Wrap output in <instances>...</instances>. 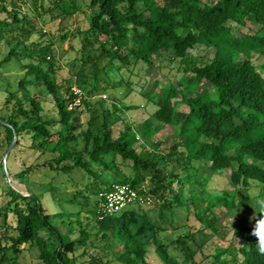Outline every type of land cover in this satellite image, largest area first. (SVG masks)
<instances>
[{
  "label": "trees",
  "instance_id": "1",
  "mask_svg": "<svg viewBox=\"0 0 264 264\" xmlns=\"http://www.w3.org/2000/svg\"><path fill=\"white\" fill-rule=\"evenodd\" d=\"M30 1L41 17L51 9L49 3L55 7L59 2ZM14 3L0 0V68L15 73L4 76L0 72L6 111L0 115L4 143L8 147L16 136L13 151L29 135L33 152L51 155L43 163L49 177L77 170L101 179L92 164L104 170L115 166L111 180L96 188L93 185L95 194L108 191L113 184H128L143 198L149 197L150 203L156 198V206L143 210L141 206L147 204L138 202L110 214L87 211L85 222L81 211L54 213L55 221L37 194L24 195L13 182L16 174L29 169L21 163L10 172L7 156L11 181L2 187L7 200L0 206V264H20L22 249L33 247L41 264H77V245H87L92 235H99L105 255L120 264H151V253L162 264H264V255L258 254L256 239L250 235L252 224H233L231 234L239 242L237 248L231 240L218 246L208 233L218 232L216 224H202V208L207 212L217 205L228 211L237 207L232 189L207 193L211 174L225 173L234 187L249 188L257 182L264 190V0H90L88 25L83 30L76 26L64 31L73 23L72 12L59 13L61 33L55 49L61 51L57 57L51 43L25 44L28 16L10 10ZM77 34L83 36L78 59L85 61L88 42L99 41L98 49L108 58L105 67L118 63L115 68L127 87L130 82L124 81L123 68H152L161 61L162 51H171L177 59H185L195 45L215 51L211 58H195L177 85H158L148 95L129 88L134 96L115 108L127 111L144 105L150 109L148 116L117 136L113 123L104 119L101 131L88 128L81 132L84 145L77 150L71 146L80 126L76 111L83 107L92 112L90 98L103 83L96 70L86 95L71 108L76 94L69 82L61 94L58 60L66 52L62 44ZM101 37L104 40H98ZM253 57L261 60L260 66ZM78 82L81 88L87 83L85 77ZM43 89L50 100L42 95ZM180 105L187 111L178 110ZM168 124L175 125L180 142L161 156L147 148L144 154L145 146H138L134 129L146 141ZM142 171L150 175L147 191L138 190ZM0 174L4 177L2 162ZM191 221L202 224L196 232ZM199 253L203 259L196 262Z\"/></svg>",
  "mask_w": 264,
  "mask_h": 264
},
{
  "label": "rangeland",
  "instance_id": "2",
  "mask_svg": "<svg viewBox=\"0 0 264 264\" xmlns=\"http://www.w3.org/2000/svg\"><path fill=\"white\" fill-rule=\"evenodd\" d=\"M89 1L90 0H59L55 7H51L52 4L49 3L48 5H50L51 9L48 12L41 14L42 17L30 0H16V3L10 7V10H18L19 14H25L28 16V23H25L24 25L27 30L23 37L25 39V44L28 45L32 41L37 40L51 43L53 44L57 57L61 51V49H55L56 42L59 40L61 33V31H59V13L62 10L72 12L73 23L67 28H64V31H73L76 26L83 30L88 25L87 17L91 11ZM205 1L213 2L215 0ZM40 17L44 21H42ZM52 17L57 18L53 21L51 19ZM30 25H34V28H31ZM82 37L83 36L77 34L72 39L65 40L62 44V51L64 50L66 52L63 54L62 58L60 57L59 60L57 59L61 66L58 71V79L61 83L60 90L62 95L65 94L64 86L67 85V82L70 83L72 89L79 88L81 90V96L84 94L86 95L89 89L88 82L92 79V75L95 74L96 70L99 71L96 75H98L103 82L99 86L98 93L96 95L93 94L94 96L92 95L90 98L89 108L92 112L85 111V108L83 107H80L76 111V114L79 116L80 126L74 131L76 137L71 142V146L77 150H82L84 145V138L81 135V132L88 128H90L92 132L101 131V125L104 119L113 123L114 134L117 136L120 130L126 129L127 127L132 129V127H135L140 120L148 116L150 109H147L144 105L139 109L137 108L127 111H119L115 108V105L120 108V102L123 100H129L134 96L133 93L127 91L129 88L130 90H135V92L140 89L145 95H148L158 85L165 86L166 84L171 83L177 85L178 80L186 73L185 68L189 67L195 58H211L215 51L213 47L195 45L189 50L185 59L174 58L171 51H162L160 58L161 61H157L152 68L143 70L139 66L134 67L133 65H129L133 68L131 71L126 67L123 68L121 75L123 76L124 81L130 82V87H127L126 85L128 84L120 81V73L115 68L118 63H115V66L105 67L107 66L108 58L104 54H101L98 49L99 41L88 42L83 54L85 61L82 62L78 59L79 56H81L79 50L82 45ZM98 40H104V37H101ZM1 52L2 48L0 47V54ZM256 58L257 57H253L252 59L257 61V66H260L261 60ZM72 61H74V64H72ZM0 72L4 76H14L15 74L14 72L12 73L7 70H2V68H0ZM82 76L85 77L87 83L81 88L78 80L79 78H84ZM0 84L2 83L0 82ZM41 93L42 95H45L48 100L51 99V96L48 95L45 89H43ZM3 95V92L0 91V115L6 112L3 108ZM135 95H138V93ZM187 109L186 106L182 105L178 107V110L181 112H185ZM134 132L138 146H145V149L141 150L144 154H146L145 150L147 148V150L153 151L158 156H161L166 149L170 148L176 142H180V137L176 134V127L173 124L164 125L151 139L146 141L139 136L136 128L134 129ZM29 146V135H26L21 139L20 145L17 148L13 151L11 148L8 153L9 157L7 162L10 172L16 171V166L21 163L23 167L29 169L23 175L16 174L13 178V182L19 185L20 191L24 195L30 193L37 194L42 200L46 212L50 214V218L52 217L55 221L58 220V216H52L54 213H76L81 211L83 221L85 222V213L87 211H99L101 195L100 193L95 194L92 187L94 185L96 188L97 186L102 185L103 181L111 180L114 176L113 171H116L117 167L114 166L112 170H104L101 169V167L92 164L93 170L96 171V175H99L101 179L99 177L95 178L90 173L77 170L71 173V175L49 177L43 163L46 162L51 155L40 154L37 151L33 152ZM7 148V145L3 141V130L0 128V162L3 161ZM83 155L85 159H90L86 153H83ZM165 161L168 162L166 159ZM195 166L200 170H205L202 164L195 163ZM127 172L129 173L130 171L128 170ZM205 172L209 174L210 171L205 170ZM192 173L194 174V172ZM119 174H123V170ZM142 177V183L138 190L147 191L149 189L150 175L148 172L142 171ZM227 179L225 173L211 174V181L207 186V193H210L211 191L219 192L224 189H232L234 191L233 202L237 207L228 211L223 205H217L211 211L207 212L202 208V216L204 218L202 224L205 226L210 225L211 222L216 224L218 232L215 233L214 230H209L208 233L210 234L212 241L218 246L224 245L228 240H231L233 245L237 248L239 242L232 237L231 228L235 223L252 224L249 222V217L252 216L254 211L252 205H258L259 203L264 202V192H262L264 190L258 187V185H255L257 182H252V185L249 188H240L239 186L234 187L232 184H229ZM5 181L6 178L0 174V206H2L7 200V198L4 197V192L2 190ZM50 184H52V186ZM155 201L156 198L153 199V202L151 200V203L141 206V208L143 210L154 208L156 206ZM1 218L0 215V233L2 232ZM198 222H190L191 227H194L193 230L195 232L200 228V225H202L200 224V221ZM233 249L234 247L231 246L230 251H233ZM104 250L105 244L99 238V235H92L87 245L82 243L77 245L74 255L77 257V264H120L114 260L112 255H105ZM37 254V250L34 247L30 249L23 248L19 255L20 264H41L37 258ZM202 255L203 253L196 255L195 261L198 262L203 259ZM149 257V262L151 264H162L155 254L153 257V254L151 253L149 254ZM177 259L180 261L179 257H177ZM202 263L204 262L202 261ZM188 264H192V262H189Z\"/></svg>",
  "mask_w": 264,
  "mask_h": 264
},
{
  "label": "built area",
  "instance_id": "3",
  "mask_svg": "<svg viewBox=\"0 0 264 264\" xmlns=\"http://www.w3.org/2000/svg\"><path fill=\"white\" fill-rule=\"evenodd\" d=\"M72 90L76 94V98L69 108L79 105L81 99V90L79 88ZM100 195L99 214H110L129 203H150L149 197L143 198L136 189L128 184H113L108 191L100 193Z\"/></svg>",
  "mask_w": 264,
  "mask_h": 264
},
{
  "label": "clouds",
  "instance_id": "4",
  "mask_svg": "<svg viewBox=\"0 0 264 264\" xmlns=\"http://www.w3.org/2000/svg\"><path fill=\"white\" fill-rule=\"evenodd\" d=\"M254 211L249 217V222L252 223L250 235L256 239V248L259 255H264V202L258 205H252ZM235 235V229H233Z\"/></svg>",
  "mask_w": 264,
  "mask_h": 264
},
{
  "label": "water",
  "instance_id": "5",
  "mask_svg": "<svg viewBox=\"0 0 264 264\" xmlns=\"http://www.w3.org/2000/svg\"><path fill=\"white\" fill-rule=\"evenodd\" d=\"M0 121H1V122H4V121H2V120H0ZM15 141H16V136H14L13 140H12L11 143L9 144V146H8V148H7V150H6L5 154H4V159H3V161H2V171H3L4 177L6 178V181H7L8 183H10V181H11V177H10L9 174H8V171H7V168H6V161H5V159H6V157L8 156V153L10 152V150H11L12 146L14 145Z\"/></svg>",
  "mask_w": 264,
  "mask_h": 264
}]
</instances>
